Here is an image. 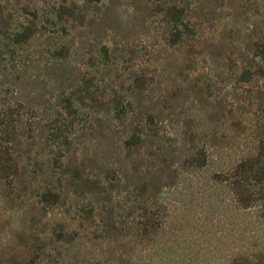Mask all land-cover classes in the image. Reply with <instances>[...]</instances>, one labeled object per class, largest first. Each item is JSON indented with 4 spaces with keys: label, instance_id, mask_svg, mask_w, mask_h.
<instances>
[{
    "label": "rangeland",
    "instance_id": "obj_1",
    "mask_svg": "<svg viewBox=\"0 0 264 264\" xmlns=\"http://www.w3.org/2000/svg\"><path fill=\"white\" fill-rule=\"evenodd\" d=\"M0 264H264V0H0Z\"/></svg>",
    "mask_w": 264,
    "mask_h": 264
}]
</instances>
